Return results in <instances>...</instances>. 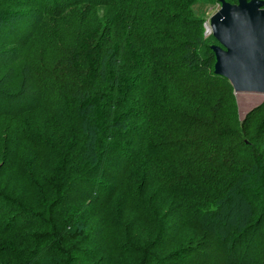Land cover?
I'll return each instance as SVG.
<instances>
[{
    "label": "trees",
    "instance_id": "1",
    "mask_svg": "<svg viewBox=\"0 0 264 264\" xmlns=\"http://www.w3.org/2000/svg\"><path fill=\"white\" fill-rule=\"evenodd\" d=\"M219 2L0 0V264H264V102L214 72Z\"/></svg>",
    "mask_w": 264,
    "mask_h": 264
},
{
    "label": "water",
    "instance_id": "2",
    "mask_svg": "<svg viewBox=\"0 0 264 264\" xmlns=\"http://www.w3.org/2000/svg\"><path fill=\"white\" fill-rule=\"evenodd\" d=\"M220 3L211 28L224 47L212 46L216 58L214 72L225 76L236 92H264V1Z\"/></svg>",
    "mask_w": 264,
    "mask_h": 264
},
{
    "label": "rangeland",
    "instance_id": "3",
    "mask_svg": "<svg viewBox=\"0 0 264 264\" xmlns=\"http://www.w3.org/2000/svg\"><path fill=\"white\" fill-rule=\"evenodd\" d=\"M247 1H249V0H247ZM193 9L198 15L203 16L206 19V23H205V26H206L205 34H206V36H209V35L213 36L212 28H211V22L213 20V15L216 14L221 9V3L219 2V3L213 4V5L196 3L193 6ZM106 10L107 9L100 6L96 9V15L102 17L106 13ZM42 19H43V16H38V17L34 16L32 21L27 22L29 27L26 30V32H24V34L22 35V39H25L26 36L28 35V33H32L39 26L38 23L41 22ZM86 27H88V26H85V28ZM6 31L7 32L14 31L13 26L9 25V28ZM215 40H216V43L211 44V46L217 45V46L222 47V48L224 47L220 43V41H218L216 38H215ZM27 46L29 47L30 45H27ZM2 50L7 52V54L4 55V58H7V61H5L1 56L0 65H3L4 63L10 64V63L15 61V54L13 51L5 49L4 46H0V51H2ZM33 53H34V55H32V58H36L38 53H37L35 48H34ZM215 62H216V60H215ZM10 68H11V66L9 67L8 71L10 70ZM14 80H15V77H11V78L7 79V81H10V82H13ZM233 92L235 95L236 104H237L238 113H239L240 118H243L249 111H251L253 108H255L256 106H258L259 104L264 102V92H261V91L245 90V91H237L236 92V91H234V88H233ZM1 124H2V121H0V125Z\"/></svg>",
    "mask_w": 264,
    "mask_h": 264
}]
</instances>
